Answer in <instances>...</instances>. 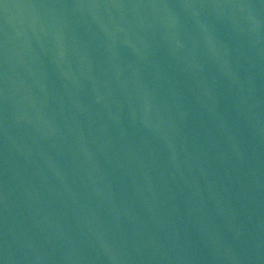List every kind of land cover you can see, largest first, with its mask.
I'll return each mask as SVG.
<instances>
[{
	"label": "water",
	"instance_id": "obj_1",
	"mask_svg": "<svg viewBox=\"0 0 264 264\" xmlns=\"http://www.w3.org/2000/svg\"><path fill=\"white\" fill-rule=\"evenodd\" d=\"M0 264H264V0H0Z\"/></svg>",
	"mask_w": 264,
	"mask_h": 264
}]
</instances>
